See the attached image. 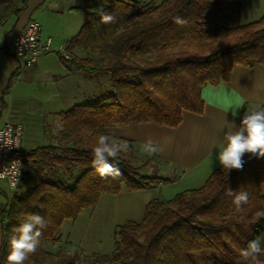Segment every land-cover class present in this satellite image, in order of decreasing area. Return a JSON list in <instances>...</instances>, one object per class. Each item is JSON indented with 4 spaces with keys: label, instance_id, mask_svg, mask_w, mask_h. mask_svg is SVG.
Listing matches in <instances>:
<instances>
[{
    "label": "trees",
    "instance_id": "1",
    "mask_svg": "<svg viewBox=\"0 0 264 264\" xmlns=\"http://www.w3.org/2000/svg\"><path fill=\"white\" fill-rule=\"evenodd\" d=\"M27 6L28 0H0V28L10 18L16 22ZM140 7L136 0H87L86 5L71 8L85 12L86 20L63 48L70 57L60 58L90 76L108 73L111 90L60 112L62 128L56 144L26 149L18 191L27 190L24 195L17 191L6 196L1 206L0 264H6L10 240L18 236L15 229L30 214L43 216L47 228L37 252L25 264H77V253L43 248L45 242L60 240L66 219H77L103 194L171 181L157 173H142L143 167L136 166L135 147L125 138L117 142L126 141L129 150L110 161L120 174L102 178L92 165L98 137L109 127L143 122L177 127L184 110L204 112V86L227 81L236 64L264 65V15L240 23V2L162 0L145 10ZM101 9L116 21L101 23ZM75 50L85 55L72 56ZM19 74L16 67L4 96ZM4 105L2 101L1 113ZM243 160L241 170L228 173L220 166L200 188L170 200H151L140 222L116 229L113 255L91 264H237L250 240L260 239L264 245V218L255 216L264 210L260 193L264 157L246 154ZM229 188L249 193V204L239 212L227 194ZM243 264H264V255Z\"/></svg>",
    "mask_w": 264,
    "mask_h": 264
},
{
    "label": "crops",
    "instance_id": "2",
    "mask_svg": "<svg viewBox=\"0 0 264 264\" xmlns=\"http://www.w3.org/2000/svg\"><path fill=\"white\" fill-rule=\"evenodd\" d=\"M72 1L28 0V6L16 22L10 18L6 25L0 28V107L2 101L5 104L2 113L0 112V125L4 120L20 123L24 131L23 146L30 151L39 146L57 143L58 134H53V129L57 125L61 126L58 131L62 128L59 113L82 104L79 99L85 93L84 88L88 86L89 80L82 77V72L74 70L68 62L60 58L67 41L80 31L86 20L85 12L71 10L72 7L86 4L75 5ZM227 1L241 3L239 22L242 24L256 21L264 15V0H253L255 2L248 7L245 0ZM32 20L41 23L43 41L52 39V50L40 55L35 65L19 69V78L16 79L25 77L31 84L41 85L42 88L39 93L33 95L15 93L19 81L9 90L10 102H7V94L4 96L3 92L17 64L6 50V41L24 32ZM80 52L75 50L71 55L81 56ZM202 98L205 103L204 112L198 114L184 110L182 122L177 127L143 122L119 127L120 131L114 130L117 127L106 129L107 133L116 138L131 141L138 150L146 148L145 145L150 141L156 151H153L154 155H146L145 166L158 170L156 173L160 177L171 179L168 183L160 182L151 188L135 191L123 188L121 192L114 194L115 230L130 221L140 222L151 200H170L178 193L200 188L206 183L211 174L220 167L217 156L223 134L227 131L224 128L226 121L239 125L244 113L259 110L264 106V65H234L227 81L203 87ZM32 104L38 107L37 114L35 110H30ZM34 118L40 123L33 122ZM22 189L23 193L19 192ZM22 189L17 190L18 195L25 194L27 189ZM260 193L264 196V183L260 186ZM6 196L11 197L12 193L7 181L1 180L2 203ZM101 198L102 196L100 200ZM70 220L64 221L56 246L62 243H71L70 246L73 244L72 233L77 219L68 225ZM1 244L0 207V248ZM69 249L66 248V251L70 252Z\"/></svg>",
    "mask_w": 264,
    "mask_h": 264
},
{
    "label": "clouds",
    "instance_id": "3",
    "mask_svg": "<svg viewBox=\"0 0 264 264\" xmlns=\"http://www.w3.org/2000/svg\"><path fill=\"white\" fill-rule=\"evenodd\" d=\"M100 22L109 24L116 21V17L111 13H106L103 9L99 10ZM177 22H181L177 20ZM235 115V113L233 114ZM57 125L53 129V134H59ZM227 131L223 134V140L219 145L217 159L220 166L227 170H241L243 168V157L246 154L256 158L264 157V109L247 112L243 115L239 125L235 122L226 121L225 127ZM223 128V129H224ZM5 147L12 146V141L4 142ZM150 152L156 151L155 147L149 141L145 145ZM129 145L126 141L117 142V138L109 133L101 134L98 137L97 145L92 151V165L97 173L103 177L118 176L119 169L110 161L118 160L122 152H127ZM20 165L19 161L15 162ZM20 171L17 167L16 175L19 176ZM0 178H3L0 176ZM18 180L13 181L15 187ZM232 197V204L239 212L245 205L250 202L249 193L247 191H232L230 188L227 193ZM257 220L264 218V210L255 213ZM47 228L46 219L39 214H30L25 221L20 224L15 231L18 236H13L10 240V250L6 258V264H25L29 257L36 253L40 246V238L43 230ZM264 255V245L260 239L250 240L247 247L240 252V259L237 264H243V261L249 259L255 260L258 256Z\"/></svg>",
    "mask_w": 264,
    "mask_h": 264
},
{
    "label": "rangeland",
    "instance_id": "4",
    "mask_svg": "<svg viewBox=\"0 0 264 264\" xmlns=\"http://www.w3.org/2000/svg\"><path fill=\"white\" fill-rule=\"evenodd\" d=\"M141 1V10H145L149 7L159 5L162 0H136ZM247 3V7L252 4L253 0H245ZM73 4L81 5L87 4V0H73ZM82 12V11H79ZM84 16V14H82ZM80 55H83V50H79ZM85 55V53H84ZM82 77H86L89 82L88 86L84 88V95L82 94L80 97V102H89L96 98L99 94L108 92L111 90V81L110 75L108 73H100L90 76L86 73H82ZM19 78V77H18ZM20 81V82H19ZM19 82V84H18ZM18 85H17V84ZM16 84L15 93H25L27 95H33L40 92L42 86L41 85H33L29 80H26L25 77H21L19 80L16 79L13 83ZM10 94V93H9ZM9 94L6 95V101H9ZM37 106L30 107V110L34 111L37 114ZM40 114V113H38ZM33 122L40 123L37 118L32 120ZM47 123V121H45ZM119 127L114 128L115 131H120ZM114 131V132H115ZM138 161L136 162V166H141L142 173L151 174L159 172L155 168H151V166L146 167L145 163L147 161L146 155H154L153 152L147 150V148H143L141 150L135 149ZM139 155V156H138ZM145 166V167H144ZM19 192L23 193V189ZM114 201H116V196L114 194H103L100 202L94 207H87L80 213L79 217L75 222V229L73 231V244L71 243H62L60 246H56L57 244H52L50 242H45L43 244V248L49 250L53 253L58 251H66V248H70V252H75L77 250V254L79 256V260L77 264H91L97 258L100 257H111L114 253V244H115V207ZM74 221L70 220L68 225H71ZM117 229V228H116ZM115 230V231H114ZM63 235L65 232L63 231ZM68 252V251H67ZM69 252V253H70ZM106 253V254H101Z\"/></svg>",
    "mask_w": 264,
    "mask_h": 264
},
{
    "label": "built area",
    "instance_id": "5",
    "mask_svg": "<svg viewBox=\"0 0 264 264\" xmlns=\"http://www.w3.org/2000/svg\"><path fill=\"white\" fill-rule=\"evenodd\" d=\"M42 25L37 20H32L28 23L24 32L15 35L6 41V50L15 59L17 67L24 69L35 65L40 55L52 50V39L47 38L45 41L41 39ZM65 58L70 56L62 50ZM12 141V146L5 147L4 142ZM24 131L20 123H14L4 120L0 125V178L7 181L11 193H15L21 185L24 173V160L26 149L23 146ZM19 161L20 165L15 162ZM17 167L20 174L16 175ZM18 180L15 187L13 181ZM2 201L0 199V207Z\"/></svg>",
    "mask_w": 264,
    "mask_h": 264
}]
</instances>
